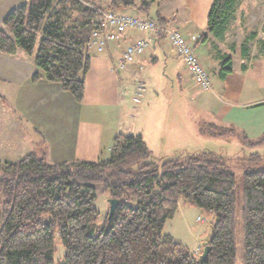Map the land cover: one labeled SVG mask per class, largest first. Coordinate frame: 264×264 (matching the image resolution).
Segmentation results:
<instances>
[{"label": "trees", "instance_id": "obj_1", "mask_svg": "<svg viewBox=\"0 0 264 264\" xmlns=\"http://www.w3.org/2000/svg\"><path fill=\"white\" fill-rule=\"evenodd\" d=\"M138 1L111 0L110 8H134L165 21L158 11L150 14L157 0ZM69 2L76 10L70 19L63 0H29L9 11L0 25V53L24 51L43 74L34 73L33 81L44 77L81 103L90 68L87 45L100 29L96 8L101 7ZM235 7L236 0H213L200 40L210 34L223 42ZM255 36L249 34L242 44L243 57ZM219 60L218 75L224 79L232 71V57ZM204 131L218 138L235 133L213 123ZM240 141L243 148L263 145L264 133L255 139L242 134ZM151 158L140 134L118 133L108 157L94 161L49 163L33 151L14 162L0 161V264H55L57 240L64 249L60 264H236L235 175L221 155L203 151L158 163ZM247 158L264 164V154ZM242 182L243 264H264V168L245 170ZM96 185L117 200L101 224ZM179 199L214 215L210 250L202 262L163 234Z\"/></svg>", "mask_w": 264, "mask_h": 264}, {"label": "rangeland", "instance_id": "obj_2", "mask_svg": "<svg viewBox=\"0 0 264 264\" xmlns=\"http://www.w3.org/2000/svg\"><path fill=\"white\" fill-rule=\"evenodd\" d=\"M63 1L67 14H69V19L73 18L76 15V10L72 9L70 0ZM81 1L85 4L91 3L94 6L105 8L106 10H116L110 8L111 0ZM136 2L137 4L139 3L138 0ZM165 2L167 5L173 7L177 4L174 0H167ZM244 3L242 5L245 7V10H252L249 7L252 3L249 1H245ZM157 9L159 7L157 8L156 3H152L150 14L154 16ZM255 10L256 8H254ZM118 11H121V9H118ZM133 13L143 14V12L136 11L135 9ZM164 20V22L159 23L168 25L169 20L167 18ZM259 20L261 18L254 17L250 19L249 16L242 18L243 23L253 27L256 26ZM237 23L239 24V21ZM244 35L247 34L243 33L238 38L242 40ZM234 36L237 38V34ZM239 39H236V45L239 44V42L237 43ZM121 42L111 43L107 48L111 45L120 46ZM87 47L89 49L90 70L84 76L87 92L85 99L81 103L74 101L72 96L62 89L61 94L52 92V94L56 95L50 98L49 93L51 92L42 93L44 87L42 89L40 86L43 81L35 84L32 76L31 79L25 78L31 66H34V63L33 57L28 56L24 51L18 50L14 55L0 53V161L14 162L31 151L49 163L80 158L77 153L74 154L75 152L70 146V149L66 148L60 152L56 149V145L53 142V140H58L60 133H72L76 122L73 120L78 115L81 121L87 119L86 117H91V119L86 121V124L91 123L92 126L96 125L98 127L97 130L103 133L100 143L103 147H106L107 136L105 135L112 130L119 129L121 132L136 125L148 127L152 121L160 122L163 119L169 123L172 121L173 123H183L188 127V130L182 134L184 137L180 138V142L184 143V146L187 148L189 146L194 152L207 151L208 149L209 151L216 152L225 161L226 168L235 175L236 264H243V235L241 229L242 176L245 170L264 168L262 162L259 164L257 160L247 158L254 152L264 154V144L252 148H243L239 143L240 139L236 136L209 139L199 135H191L189 128L194 124L197 125L199 122L204 121L205 118V112L201 111L197 105V98L203 92L196 89L197 92H193L190 96L182 94L173 76L170 75L169 71L164 70L165 67L162 61L156 64H147L142 69L145 80L143 91L137 90V80H135L133 86L124 88V85L119 83L117 79H114L117 76V71L111 72L112 69L114 70L115 65L117 66V58L121 55V50L118 54V50L115 49L97 52L94 47ZM255 51H257V46L253 44L251 52L255 54ZM39 72L41 71L39 70ZM118 83L119 88L117 89ZM124 90L127 91L125 95ZM122 95L127 104H129V112L127 114L124 112L119 114L116 112V109L106 112L105 107L103 109L105 111H101V113H96L99 109L96 110L95 108L91 111L90 106L95 104H102V106L106 107L116 104L121 106L119 99ZM135 97L139 99L138 102L134 101ZM41 98L49 103L43 104L45 100H40ZM80 106L85 107L81 109ZM65 107L70 110L72 116H76L72 118V122L69 120L70 113L65 112V109H63ZM136 108L140 109V118L137 119L136 117H130L135 114ZM52 130L53 134L49 136ZM122 133L128 134L129 132ZM147 138L150 139L148 134ZM172 139L174 138H171L170 141ZM59 147L60 145L57 143V148ZM108 152L107 148H105L103 158ZM151 157L152 161L156 163L165 159L164 157L161 158L155 155L153 152H151ZM95 187L97 193L95 206L99 211L98 224H101L109 212V197L108 194L103 192L100 185H96ZM213 221V213H206L201 209L188 206L182 199H179L177 211L172 218L166 220L163 234L171 236L174 241L187 247L195 257H199L203 251L204 242H207L209 239ZM56 245L57 251L54 260L55 264H60L63 260L64 249L58 240L56 241Z\"/></svg>", "mask_w": 264, "mask_h": 264}, {"label": "crops", "instance_id": "obj_3", "mask_svg": "<svg viewBox=\"0 0 264 264\" xmlns=\"http://www.w3.org/2000/svg\"><path fill=\"white\" fill-rule=\"evenodd\" d=\"M28 1L29 0H0V25L2 19L9 11ZM157 1L155 3L157 8L159 7V9H157L159 15L167 18V20H169L168 25L179 28L185 36L201 35L206 31L207 15L213 0H174L177 3L174 7L167 5L165 2L167 0ZM245 1L252 3L249 5L252 10H245V7L242 5L245 4ZM254 8H256V12L254 11ZM122 10H127L131 13L134 12L133 8H125L121 9V11ZM246 16H249L250 19L254 17L261 18V20H259L254 27L247 26L246 23L242 22V18H245ZM237 21H239V24ZM263 23L264 0H236L235 11L225 33L224 41L217 42L212 35L208 34L205 41L200 40L195 45V50L200 61L210 73L212 87L211 90L201 91L203 94L197 98L198 108L205 112V118L204 121L199 122L197 125L194 124L189 128L191 135H199L213 139V136L204 131L205 126L210 123L227 128L233 127L235 133L230 137L236 136L238 139H240L242 134L248 138L255 139L264 133V49L261 48V43L264 44ZM243 33L247 35H244L242 41L238 37ZM252 33H255L256 36L248 41L249 54L247 57H243L241 54V46L245 43L248 35ZM235 34H237V38L234 36ZM140 36L149 39V48L143 55L137 57L134 63L130 64L125 70L123 69L121 72H119L120 70H117V76L114 79H117L119 83L124 85V88L131 85L133 86L135 80L144 82L145 80L143 78L142 69L145 68L147 64H156L159 61H162L165 67L164 70L169 71L170 75L173 76V79L177 82L178 89L182 94L190 96L193 92L196 93L197 88L191 76L186 71L183 62L175 54L168 40L164 37H154L151 34L145 35L136 30H130L120 46L111 45L106 48L105 51H112L115 49L118 50L119 54L120 50L122 52L126 44ZM236 39H239L237 40V43L239 42L238 45L235 44ZM253 44L257 46L255 54L251 52ZM220 55H230L232 57V71L224 79H221L218 75ZM242 64H245L244 68L242 67ZM114 71L116 70H111V72ZM34 73L41 74L35 64L34 66H31L30 71L25 75V78L31 79V76ZM41 75L43 76V74ZM39 81H43L40 86L42 89L44 87V92L42 91L43 94H46L45 92H51L49 93L50 98L56 95L52 94V92L61 94L62 91L59 84L47 82L44 77L35 80L34 83L37 84ZM119 83L117 89L119 88ZM86 89L87 87L85 84L83 100L86 96ZM126 92L127 91L124 90V95ZM40 100L45 99L41 98ZM119 102H121V106L116 104L114 106L106 107L102 106V104H95L90 106V108L91 111L93 108L96 110L99 109L96 113H101V111L104 112L105 110L103 109L105 107L106 112L111 109H116V112L119 114H121V112L127 114L129 112V104L124 100L123 95L119 99ZM48 103L46 100L43 101V104L45 105ZM80 107L83 109L85 106ZM133 108L135 107L133 106ZM63 109H65V112L70 113L68 108L65 107ZM139 114L140 109L136 108L135 114L130 117H136L137 119L140 118ZM78 116H72L70 113V122H72V118L76 117L73 120L76 122L72 133H60L58 140H53V142L54 145H56V149L60 152L64 151L66 148L70 149L71 147L75 152L74 154L77 153V155L80 156V158H78L80 160L94 161L102 159L105 148L110 152L113 138L118 133L126 131L131 134H140L150 152H153L161 158L164 157V160L171 157H184L189 154L203 152H194L189 146L187 148L184 146V143L180 142V138L184 137L182 134L188 130V127L185 124L180 122H174V124L173 121L169 123L165 119L160 122L154 120L148 127L136 125L135 127L131 126L124 129V131L121 132L119 129L112 130L105 135L107 136L105 142L106 147H103L100 145L103 133L97 130L98 127H96V125L92 126L91 123L86 124V121L91 119V117H86L87 119L81 121ZM49 134V136H51L53 130ZM147 134L150 139L147 138ZM171 138L174 139L170 141ZM57 143L60 145L59 148H57ZM239 143L241 144L240 141ZM207 151H209V149ZM109 152L104 158L108 157Z\"/></svg>", "mask_w": 264, "mask_h": 264}, {"label": "built area", "instance_id": "obj_4", "mask_svg": "<svg viewBox=\"0 0 264 264\" xmlns=\"http://www.w3.org/2000/svg\"><path fill=\"white\" fill-rule=\"evenodd\" d=\"M96 11L98 12L96 21L100 29L92 32L87 46L94 47L97 52H103L109 44L124 40L130 30H136L145 35L152 34L154 37H164L168 40L177 57L183 62L196 88L200 91L211 90L210 73L195 51V44L199 41V35L185 36L176 27L160 24L154 19L137 13L99 8H96ZM149 46L150 41L147 37L134 38L123 48L121 55L117 58V66L115 65L114 70L127 68L137 57L143 55ZM136 88L138 91H143L144 83L138 81ZM134 101L138 102L139 99L135 97Z\"/></svg>", "mask_w": 264, "mask_h": 264}, {"label": "water", "instance_id": "obj_5", "mask_svg": "<svg viewBox=\"0 0 264 264\" xmlns=\"http://www.w3.org/2000/svg\"><path fill=\"white\" fill-rule=\"evenodd\" d=\"M108 202H109V212L108 213L110 216V215H112V213L114 212V210L116 208L117 200L114 198H109ZM211 233H212V227L210 228V236H211ZM210 236H209V238H210ZM209 250H210V245L207 242H204L203 251H202L201 255L199 256V260L201 262L207 257Z\"/></svg>", "mask_w": 264, "mask_h": 264}]
</instances>
